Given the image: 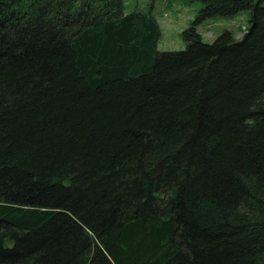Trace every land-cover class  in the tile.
Listing matches in <instances>:
<instances>
[{"label":"trees","instance_id":"16d2710c","mask_svg":"<svg viewBox=\"0 0 264 264\" xmlns=\"http://www.w3.org/2000/svg\"><path fill=\"white\" fill-rule=\"evenodd\" d=\"M188 2L0 0V264H264V0Z\"/></svg>","mask_w":264,"mask_h":264},{"label":"rangeland","instance_id":"374dc122","mask_svg":"<svg viewBox=\"0 0 264 264\" xmlns=\"http://www.w3.org/2000/svg\"><path fill=\"white\" fill-rule=\"evenodd\" d=\"M203 7L199 2L189 3L188 0H123V9L126 13L150 10L159 26L157 51L160 53L185 50L186 44L182 40V33ZM248 20L249 15L244 11L232 18H210L200 23L196 30L206 44L213 42L225 31L230 32L235 39H241Z\"/></svg>","mask_w":264,"mask_h":264}]
</instances>
